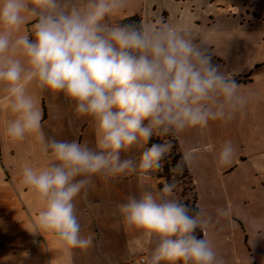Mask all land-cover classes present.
<instances>
[{
    "label": "clouds",
    "instance_id": "obj_1",
    "mask_svg": "<svg viewBox=\"0 0 264 264\" xmlns=\"http://www.w3.org/2000/svg\"><path fill=\"white\" fill-rule=\"evenodd\" d=\"M126 6L127 0H0V90L12 114L5 134L13 141L35 138L49 157L44 167L24 165L21 183L42 204L33 233H53L68 250L93 246L82 235L75 201L87 196L95 177L157 170L173 139L210 122L229 123L248 103L241 85L214 62L210 43L163 18L114 22ZM30 85L61 93L90 119L94 147L47 138ZM134 147L143 149L138 161L122 156ZM235 151L226 141L218 163L230 164ZM196 157L193 149L182 160ZM140 188L117 209L151 246L143 264H225L208 235L217 222L211 214L178 200L175 183L155 194ZM217 217L230 219L231 208L217 209Z\"/></svg>",
    "mask_w": 264,
    "mask_h": 264
},
{
    "label": "rangeland",
    "instance_id": "obj_2",
    "mask_svg": "<svg viewBox=\"0 0 264 264\" xmlns=\"http://www.w3.org/2000/svg\"><path fill=\"white\" fill-rule=\"evenodd\" d=\"M135 2L137 9L140 11L143 9L141 18L145 23L155 24L159 18H163V21L170 25L189 28L197 41L204 39L210 43L216 53L213 57L214 62L223 65L231 76L240 74L247 68L248 60L238 54V48L244 43L249 44L251 34L261 29L256 22V24L253 22L241 25L238 17L234 18L233 15L241 10L247 14L253 7L263 14L264 0H135ZM228 12L233 15H228ZM209 24H211L212 33L209 31ZM246 38H249L248 41ZM240 121L236 114L229 123L210 122L206 129H190L173 139V147L178 143L183 154L193 149L197 153L196 159L189 164L194 186L188 183V180H180L182 173L177 166L171 164L169 159L171 152L162 159L159 169L147 174L138 172L112 179L95 177L87 196L83 198L78 196L75 201L82 235L91 236L93 246L87 250H68L55 234L49 232L50 245L49 248H44V252L49 258L54 259L52 264H127L138 261L142 257L147 259L151 246L137 231L125 226L117 205L125 202L129 195H139L142 191L141 184L154 194L157 193L167 183L166 170L170 176V182L176 185L174 189L176 198L194 211L196 192L200 210L211 214L217 221L207 230L217 251L225 250L229 253L231 251L233 254L232 248L235 250L241 243L239 228H233L228 219L217 217V209L229 208L230 205L236 204L235 196L226 195L224 191L226 185L233 192L235 181L231 178L227 181L223 180L221 171L224 166L218 163V156L221 149L219 142L223 140L222 132L225 128H230L236 138L235 131ZM243 123L250 124V120H244ZM210 139L216 147V155L215 152L209 153L206 150ZM151 142L155 143L159 140L154 137ZM235 149L232 162L238 153L237 147ZM142 150V148L134 147L129 153H122V156H131L138 161ZM210 156L213 158L211 159ZM165 163H168L169 169L164 167ZM197 235L200 236L199 229ZM58 241L62 244L57 253L56 242ZM130 248L136 251L130 252ZM234 262L233 256L225 260V264H234Z\"/></svg>",
    "mask_w": 264,
    "mask_h": 264
},
{
    "label": "crops",
    "instance_id": "obj_3",
    "mask_svg": "<svg viewBox=\"0 0 264 264\" xmlns=\"http://www.w3.org/2000/svg\"><path fill=\"white\" fill-rule=\"evenodd\" d=\"M141 12L143 9H137L135 0H127L126 8L114 18V22L137 15L142 17ZM233 17H238L241 25L257 23L261 33H252L250 39L246 38L250 43L238 48V54L248 60L247 68L232 77L241 85L248 103L237 113L241 120L235 131L237 137L230 128H225L221 134L223 140L219 142L221 148L230 141L238 150L235 160L224 166L221 175L224 181L229 178L235 181L233 192L226 185L224 191L226 195L235 196L236 204L229 206L231 217L228 222L233 228H239L241 243L235 250L232 248L233 254L225 250L218 252L224 260L233 256L234 264H264V13L253 7L251 12L246 14L241 10ZM208 28L212 33L211 24ZM30 90L43 111L42 124L47 138L77 139L94 147L92 121L79 117L74 105H70L61 93L42 92L35 85H30ZM11 118L8 101L0 90V264H52L54 259L44 252V248L50 245L49 232L33 233L38 230L35 220L42 204L21 183L20 176L24 165L44 167L49 157L35 138L13 141L5 134ZM244 120H250V124L243 123ZM209 141L206 150L216 155L214 142ZM56 243L58 253L62 242Z\"/></svg>",
    "mask_w": 264,
    "mask_h": 264
},
{
    "label": "trees",
    "instance_id": "obj_4",
    "mask_svg": "<svg viewBox=\"0 0 264 264\" xmlns=\"http://www.w3.org/2000/svg\"><path fill=\"white\" fill-rule=\"evenodd\" d=\"M141 20H142V18L137 15V16L126 18V19L122 20L120 23L140 22ZM238 82H242V81L239 80ZM175 143H177V142H175ZM183 156L184 155L180 151V148H179L178 143H177L174 147H172L171 153L169 155V159L171 160L172 165H174V166L181 165L182 166V171L179 170L182 173L180 176V180H188V183L193 184V186H194V183L192 180L193 178L191 176L188 164L183 163V160H182ZM164 165H165L164 167L166 169H169L168 163H165ZM165 178H166L167 183H171L170 182V176H169L167 170H166ZM193 190L195 191V188H193ZM195 194H196V192H195ZM195 202H196V207L194 208V211L199 210L198 205H197L198 204L197 195H195ZM200 236L201 237L203 236L202 232H200Z\"/></svg>",
    "mask_w": 264,
    "mask_h": 264
},
{
    "label": "built area",
    "instance_id": "obj_5",
    "mask_svg": "<svg viewBox=\"0 0 264 264\" xmlns=\"http://www.w3.org/2000/svg\"><path fill=\"white\" fill-rule=\"evenodd\" d=\"M146 260V258L142 257L140 258L138 261H134L131 263H127V264H143V262Z\"/></svg>",
    "mask_w": 264,
    "mask_h": 264
}]
</instances>
